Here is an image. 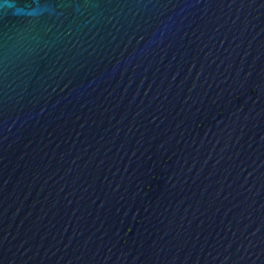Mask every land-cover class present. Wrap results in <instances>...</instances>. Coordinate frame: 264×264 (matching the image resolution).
<instances>
[{
	"label": "water",
	"instance_id": "water-1",
	"mask_svg": "<svg viewBox=\"0 0 264 264\" xmlns=\"http://www.w3.org/2000/svg\"><path fill=\"white\" fill-rule=\"evenodd\" d=\"M0 264H264V0H0Z\"/></svg>",
	"mask_w": 264,
	"mask_h": 264
}]
</instances>
